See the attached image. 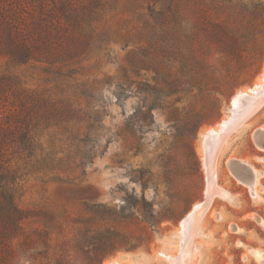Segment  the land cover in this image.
<instances>
[{
    "label": "rangeland",
    "instance_id": "1",
    "mask_svg": "<svg viewBox=\"0 0 264 264\" xmlns=\"http://www.w3.org/2000/svg\"><path fill=\"white\" fill-rule=\"evenodd\" d=\"M261 3L264 0H189L194 21L206 17L236 31L249 25L248 47L236 50V58L228 57L211 43V37L200 34L197 50L206 56L214 79L199 88L185 85L184 92L166 99L164 110L142 114L150 117L148 125L130 122L136 97L117 104L110 95L105 136L113 140L107 145V137L102 139L106 152L87 168L86 175L79 177L78 171L59 173V178L27 174L17 193L21 219L10 221L0 210V232L13 236L5 252L0 235V264H172L181 248L182 221L206 200L202 132L231 116L238 92L264 84ZM147 6L146 0H114L107 18L111 23L133 19ZM112 50L110 62L102 58L86 62L75 79L106 80L131 70L137 48L113 44ZM143 62L146 65L137 66L140 76H131L153 85L154 68L162 69L164 59L158 55L156 63L151 58ZM6 63L0 55V74ZM38 78L28 79L34 87L46 88ZM214 87L221 88L225 97L217 95ZM213 97L219 98L221 106L213 123L203 125L197 134L189 125L176 123L179 117L207 116ZM184 107L191 112H184ZM261 131L264 105L225 139L215 170L216 184L226 197H214L200 219L188 264H264V138L260 143L256 140ZM237 162L250 166L255 175L238 174L233 168Z\"/></svg>",
    "mask_w": 264,
    "mask_h": 264
},
{
    "label": "trees",
    "instance_id": "2",
    "mask_svg": "<svg viewBox=\"0 0 264 264\" xmlns=\"http://www.w3.org/2000/svg\"><path fill=\"white\" fill-rule=\"evenodd\" d=\"M146 1L145 13L111 23L107 17L114 0H0V55L7 59L0 74V210L10 221L21 219L17 193L27 174L59 178V173L78 171L82 177L105 154L102 139L107 137V145L113 140L105 136L110 95L117 104L136 97L130 122L148 125L150 117L142 114L164 110L166 99L184 92L185 85L199 88L214 79L206 56L197 50L200 34L232 58L252 41L249 25L236 31L206 17L192 20L189 0ZM113 44L137 48L131 70L106 80L75 79L86 62H110ZM158 55L165 64L154 68L153 85L133 79L131 73L140 76L137 66H144L143 59L156 63ZM34 76L46 88L34 87L28 79ZM212 90L225 97L221 88ZM213 102L207 116L179 117L176 123L197 134L219 118L220 100L213 97ZM0 235L9 252L12 234Z\"/></svg>",
    "mask_w": 264,
    "mask_h": 264
},
{
    "label": "bare ground",
    "instance_id": "3",
    "mask_svg": "<svg viewBox=\"0 0 264 264\" xmlns=\"http://www.w3.org/2000/svg\"><path fill=\"white\" fill-rule=\"evenodd\" d=\"M264 81V75L262 78ZM264 105V84L257 85L249 91L238 92L232 99L231 116L225 118L220 124L207 128L201 134V157L207 177L206 200L194 207L181 223V248L178 255L172 260V264H188L191 256L192 240L197 232L200 219L204 216L214 197H226L225 192L216 184V161L220 150L232 130L245 119ZM207 140V144H205ZM258 143L262 138L256 139ZM238 177V176H237ZM256 253H261L256 251ZM263 253V252H262ZM264 255V253H263ZM259 262L260 258L257 257Z\"/></svg>",
    "mask_w": 264,
    "mask_h": 264
},
{
    "label": "water",
    "instance_id": "4",
    "mask_svg": "<svg viewBox=\"0 0 264 264\" xmlns=\"http://www.w3.org/2000/svg\"><path fill=\"white\" fill-rule=\"evenodd\" d=\"M257 138H264V131H261L260 134H258ZM205 144H207V140H205ZM233 168L241 176H245V174H247L249 172L250 173H253L255 175L254 171L252 170V168H250V166H248L247 164L241 163V162L235 163L234 166H233Z\"/></svg>",
    "mask_w": 264,
    "mask_h": 264
}]
</instances>
